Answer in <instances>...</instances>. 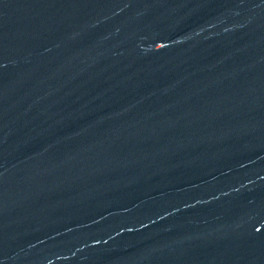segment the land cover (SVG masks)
<instances>
[{
	"label": "water",
	"instance_id": "water-1",
	"mask_svg": "<svg viewBox=\"0 0 264 264\" xmlns=\"http://www.w3.org/2000/svg\"><path fill=\"white\" fill-rule=\"evenodd\" d=\"M0 264H264V0H0Z\"/></svg>",
	"mask_w": 264,
	"mask_h": 264
}]
</instances>
